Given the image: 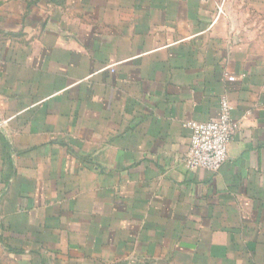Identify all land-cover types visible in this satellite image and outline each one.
I'll list each match as a JSON object with an SVG mask.
<instances>
[{
	"label": "crops",
	"instance_id": "0c3cea01",
	"mask_svg": "<svg viewBox=\"0 0 264 264\" xmlns=\"http://www.w3.org/2000/svg\"><path fill=\"white\" fill-rule=\"evenodd\" d=\"M0 264H264V0H0Z\"/></svg>",
	"mask_w": 264,
	"mask_h": 264
},
{
	"label": "built area",
	"instance_id": "2783aa9c",
	"mask_svg": "<svg viewBox=\"0 0 264 264\" xmlns=\"http://www.w3.org/2000/svg\"><path fill=\"white\" fill-rule=\"evenodd\" d=\"M232 79V78H230ZM232 104L227 97L220 101V112L207 121L190 120L189 145L184 155L188 169L216 172L227 159L229 143L237 129L231 118Z\"/></svg>",
	"mask_w": 264,
	"mask_h": 264
}]
</instances>
